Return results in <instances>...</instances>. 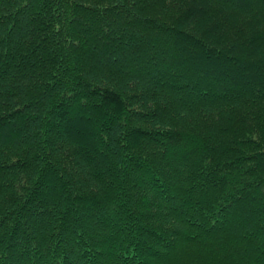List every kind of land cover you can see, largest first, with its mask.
I'll use <instances>...</instances> for the list:
<instances>
[{"label":"trees","instance_id":"16d2710c","mask_svg":"<svg viewBox=\"0 0 264 264\" xmlns=\"http://www.w3.org/2000/svg\"><path fill=\"white\" fill-rule=\"evenodd\" d=\"M0 264H264V0H0Z\"/></svg>","mask_w":264,"mask_h":264}]
</instances>
